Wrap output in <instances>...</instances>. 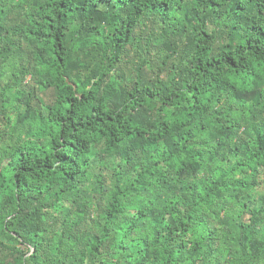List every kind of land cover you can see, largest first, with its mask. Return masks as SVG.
Instances as JSON below:
<instances>
[{
	"label": "trees",
	"instance_id": "trees-1",
	"mask_svg": "<svg viewBox=\"0 0 264 264\" xmlns=\"http://www.w3.org/2000/svg\"><path fill=\"white\" fill-rule=\"evenodd\" d=\"M0 264H264V0H0Z\"/></svg>",
	"mask_w": 264,
	"mask_h": 264
},
{
	"label": "rangeland",
	"instance_id": "rangeland-1",
	"mask_svg": "<svg viewBox=\"0 0 264 264\" xmlns=\"http://www.w3.org/2000/svg\"><path fill=\"white\" fill-rule=\"evenodd\" d=\"M51 99H53V94L52 93L47 95V100H51Z\"/></svg>",
	"mask_w": 264,
	"mask_h": 264
}]
</instances>
